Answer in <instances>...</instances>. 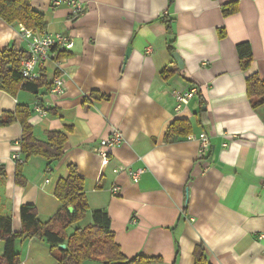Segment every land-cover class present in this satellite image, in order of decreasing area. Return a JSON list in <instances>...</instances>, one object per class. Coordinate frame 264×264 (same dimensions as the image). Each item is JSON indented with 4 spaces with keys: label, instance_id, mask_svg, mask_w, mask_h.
<instances>
[{
    "label": "crops",
    "instance_id": "1",
    "mask_svg": "<svg viewBox=\"0 0 264 264\" xmlns=\"http://www.w3.org/2000/svg\"><path fill=\"white\" fill-rule=\"evenodd\" d=\"M71 1L32 0L45 15L44 30L74 43L36 69L48 85L38 94L0 90V121L28 106L37 139L47 140L50 131L67 135L64 156L27 158L21 124H0V215L12 218L17 233L24 204H34L40 220L50 219L62 207L56 188L72 164L85 178L89 210L69 234L91 225L94 211L107 210L129 259L195 264V248L204 243L211 264H264V104L254 108L247 93L249 76L264 79V0H74L84 7L76 16ZM235 1L238 11L225 16L223 7ZM241 42L253 51L246 70ZM16 44L27 55L19 23L0 17V50ZM175 52L190 78L180 73ZM56 77L65 81L58 99L49 94ZM192 87L197 95L178 108L174 93ZM176 120L189 121L192 132L167 140ZM113 128L124 141L108 149L105 165L96 149ZM201 133L209 139L204 152ZM138 169L144 172L136 182L130 173ZM15 250L19 264H59L37 237L17 239ZM4 253L0 239V261Z\"/></svg>",
    "mask_w": 264,
    "mask_h": 264
},
{
    "label": "trees",
    "instance_id": "2",
    "mask_svg": "<svg viewBox=\"0 0 264 264\" xmlns=\"http://www.w3.org/2000/svg\"><path fill=\"white\" fill-rule=\"evenodd\" d=\"M238 2H232L223 7L225 16L238 11ZM0 17L7 23H22L33 30H44L47 27L45 15L35 9L32 0H0ZM167 23L170 21L165 20ZM242 69L246 70L253 61L251 44L241 42L237 45ZM66 56L61 52L59 57ZM25 52L17 44L0 50V90L16 96L19 90L25 89L38 94L43 86L48 85L44 76L41 79L28 80L22 76L20 65ZM182 75L190 78L184 69L179 70ZM165 70L164 74H170ZM247 93L254 108L264 104V79L253 74L247 79ZM100 97H105L100 95ZM31 110L26 105H19L14 112H7L0 124L7 125L19 122L22 126L21 152L27 158L43 156L49 161L60 160L64 156L67 135L62 131H50L47 140L37 139L34 128L29 122ZM192 125L187 120L174 121L167 133L166 139L177 136H189ZM22 164L17 163V181L22 182ZM3 173V172H2ZM1 173V174H2ZM4 174V173H3ZM56 196L62 202V207L50 219L42 221L34 204H24L21 207L22 231L13 232L11 217L0 215V239L5 241V253L0 264H19V254L15 250L16 240L37 237L45 240L56 256L59 264H83L85 261H100L103 264H152L158 258L137 255L129 259L121 251L115 241V233L111 229V218L107 210L93 212V223L85 228H76L72 234L68 229L83 219L88 210L89 202L85 191V178L80 175L76 165L69 166V175L61 179L56 188ZM73 206L75 212H69ZM62 244L66 247L63 248ZM195 264H211L207 257L206 246L201 243L194 251Z\"/></svg>",
    "mask_w": 264,
    "mask_h": 264
},
{
    "label": "built area",
    "instance_id": "3",
    "mask_svg": "<svg viewBox=\"0 0 264 264\" xmlns=\"http://www.w3.org/2000/svg\"><path fill=\"white\" fill-rule=\"evenodd\" d=\"M55 4H61V1H55ZM73 14L79 15L84 11L83 4L79 1H71ZM19 31L23 40L27 43V55L21 61L20 70L22 76L28 80H35L38 78L36 69L44 66L47 61L56 60L57 50L70 49L74 46L72 39L68 36L56 33H49L46 30H33L27 28L22 23H19ZM65 92V81L62 77H56L49 89V94L52 98L58 99ZM197 88L192 87L186 92L176 91L174 97L177 102V107L181 108L189 102V99L197 95ZM39 111H44L39 108ZM201 152H204L209 147V139L207 134H200ZM124 141V135L119 129L113 128L108 137L100 140L99 147L96 149L97 153L102 157L105 165L109 162V148L120 146ZM226 145V144H225ZM125 167H120L116 172L124 171ZM144 169L131 171L134 181H138ZM119 187L113 188V193L117 194ZM259 239L263 245V258H264V232L259 234Z\"/></svg>",
    "mask_w": 264,
    "mask_h": 264
},
{
    "label": "water",
    "instance_id": "4",
    "mask_svg": "<svg viewBox=\"0 0 264 264\" xmlns=\"http://www.w3.org/2000/svg\"><path fill=\"white\" fill-rule=\"evenodd\" d=\"M130 52H131V48H129V49L127 50L126 59L128 58ZM173 57L175 58V60H176L177 63L179 64V68H180V69H184V67H185V61H184V59L182 58V56L180 55V53H178V52L173 53ZM68 210H69V212H71V213H74V212H75V208H74L73 206H70V207L68 208ZM62 247L65 248L66 245H65V244H62Z\"/></svg>",
    "mask_w": 264,
    "mask_h": 264
},
{
    "label": "rangeland",
    "instance_id": "5",
    "mask_svg": "<svg viewBox=\"0 0 264 264\" xmlns=\"http://www.w3.org/2000/svg\"><path fill=\"white\" fill-rule=\"evenodd\" d=\"M83 219H84V218H83ZM83 219H81V220H83ZM81 220H80V221H81ZM80 221H78V222H80ZM78 222H77V223H78ZM88 261H93V260H88ZM98 262H99V261H98Z\"/></svg>",
    "mask_w": 264,
    "mask_h": 264
}]
</instances>
